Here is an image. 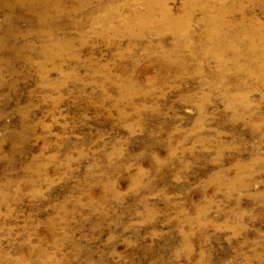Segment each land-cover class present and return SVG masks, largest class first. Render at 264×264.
<instances>
[{
	"label": "rangeland",
	"instance_id": "rangeland-1",
	"mask_svg": "<svg viewBox=\"0 0 264 264\" xmlns=\"http://www.w3.org/2000/svg\"><path fill=\"white\" fill-rule=\"evenodd\" d=\"M16 1L0 0V264H264V84L220 61L219 9L200 5L264 23V0H160L186 37L132 25L147 0H48L45 26ZM53 34L73 43L50 58Z\"/></svg>",
	"mask_w": 264,
	"mask_h": 264
},
{
	"label": "bare ground",
	"instance_id": "bare-ground-1",
	"mask_svg": "<svg viewBox=\"0 0 264 264\" xmlns=\"http://www.w3.org/2000/svg\"><path fill=\"white\" fill-rule=\"evenodd\" d=\"M197 1V0H193ZM143 11L136 8L131 9L133 16L132 25L139 29H147L149 26L159 28H169L180 36H188V28H184L186 20L175 17L169 8L160 0H147ZM15 5L26 6L35 13V16L41 21L40 26H45L51 13L56 12L60 4L49 2L48 0H17ZM160 8V16H157L156 6ZM206 11L215 8L214 15H206L205 21L209 25L205 32V37L211 41L212 47L220 54V61H223L224 55L230 56V63L237 70L245 69L249 73L256 74L259 81L264 84V23L263 22H245L241 20L234 22L231 19L223 20L227 12L223 6H214L208 3H200ZM223 9V10H221ZM209 14V13H208ZM240 18V17H239ZM130 27V26H129ZM133 32L132 29H127ZM159 31V30H158ZM49 38L55 42L47 51L42 48V53L46 57L54 58L61 53V50L69 47L73 43L72 38H66L63 42L57 40V35H49ZM57 40V41H56ZM255 62H257L256 65ZM224 62H222L223 64Z\"/></svg>",
	"mask_w": 264,
	"mask_h": 264
}]
</instances>
